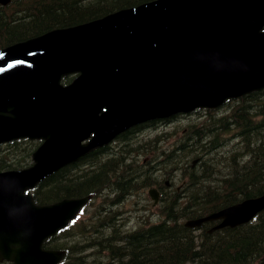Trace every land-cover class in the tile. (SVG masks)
Masks as SVG:
<instances>
[{
    "label": "water",
    "instance_id": "water-1",
    "mask_svg": "<svg viewBox=\"0 0 264 264\" xmlns=\"http://www.w3.org/2000/svg\"><path fill=\"white\" fill-rule=\"evenodd\" d=\"M263 87L264 0H150L0 48V143L42 139L30 166L0 171V260L64 255L42 242L89 196L36 204V183L136 123ZM262 209L264 192L185 225L235 226Z\"/></svg>",
    "mask_w": 264,
    "mask_h": 264
},
{
    "label": "trees",
    "instance_id": "trees-1",
    "mask_svg": "<svg viewBox=\"0 0 264 264\" xmlns=\"http://www.w3.org/2000/svg\"><path fill=\"white\" fill-rule=\"evenodd\" d=\"M144 1L148 0H11L0 4V47ZM201 116L188 124L178 148L168 154L180 152L185 159L174 157L172 166L167 163L163 168L168 176H163L173 184L169 175L177 172L185 182L178 190L170 186L164 191L157 207L159 222L141 224L135 231L118 226L116 216L121 212L116 204L148 185H161L149 162L134 166L125 162L131 130L125 131L119 135L123 140L117 153L101 158L103 149L95 150L36 185L33 200L39 204L103 195L88 216L90 222L75 231L70 223L45 246L64 248L67 264H264V210L250 223L210 233L205 228L195 233L181 223L264 191V88L228 100L219 109H207ZM226 145L229 149L223 151ZM35 146L27 139L5 144L0 169L26 165ZM9 150L19 153L11 156ZM82 162L86 165L80 166ZM76 231L78 241L67 240Z\"/></svg>",
    "mask_w": 264,
    "mask_h": 264
},
{
    "label": "rangeland",
    "instance_id": "rangeland-1",
    "mask_svg": "<svg viewBox=\"0 0 264 264\" xmlns=\"http://www.w3.org/2000/svg\"><path fill=\"white\" fill-rule=\"evenodd\" d=\"M201 114H203V112L192 113L190 115H178L177 117L171 118L172 120L171 119L157 120L151 122L152 124L143 125L141 128L132 131L131 133H129L128 136L129 138L128 140L131 148L128 156L126 157L125 162L126 163L129 162L130 165L132 166H134V164L140 165L149 162V169L150 171H152L151 174L157 177V179L161 180L163 185H165V183H168L167 181L168 178L163 176L164 171H166L165 169H163L164 166L167 163L168 164L170 163V165L172 166L171 160L174 159V157L180 158L182 161L183 158L185 159V156L181 155L180 152L176 154H171V156H168V154H170L171 150H175L176 148H178L181 137L186 131L188 124L199 121L201 119ZM122 140L123 139H119L118 137L115 141L110 143L107 150L99 154L100 157L104 158L113 155L114 153H117L116 151H119L121 149L120 144L122 143ZM138 146H140L141 148H136ZM3 148L4 146L0 148V152L3 150ZM224 149L228 150L229 149L228 145L222 148L223 151H225ZM9 151H7V153H9ZM10 152H11V156H14L19 153L18 151H14V150ZM25 162L26 165L24 166L29 165L31 163V156ZM85 165H86L85 162H82L80 166H85ZM16 167L20 168L23 166L18 165ZM173 177H174V183L172 184L171 189L174 187L175 188L179 187L180 189V186L185 182V180L181 178L183 176L180 175V173L176 172V173H172V176H170L169 178H173ZM147 188H145V191L143 190L142 195H136V193L129 194L126 200L122 201V203L119 204L120 207L118 206L117 209L121 210L123 208L124 209L123 213L125 214L123 215V213H121L120 215L117 216L119 217L126 216L124 222L125 224H123L124 229H131L133 227H137L139 221H142V218H145V220L148 223H152L153 221H157L158 219H160V217L158 216V212L155 211V209H153V211L151 212L147 209L144 210V208L142 209L139 206L140 204H145L146 206L152 207L151 205L152 201L148 197V194H146ZM101 197L103 198V195L99 197L95 196L93 202L90 205L85 206V208L79 213V216H77L74 224L72 225V230L75 231V229H78L79 225H81L82 223L90 222L88 216L92 214L94 210H96V207L101 202ZM146 206L145 208H147ZM125 207H127V209ZM129 213L131 215H129ZM118 224L119 227H122L121 221ZM78 237H80V234L78 231H76V233L75 232L72 233V236H67V240H77ZM56 239L62 240L63 237L62 238L58 237ZM64 264H67V261H65Z\"/></svg>",
    "mask_w": 264,
    "mask_h": 264
},
{
    "label": "bare ground",
    "instance_id": "bare-ground-1",
    "mask_svg": "<svg viewBox=\"0 0 264 264\" xmlns=\"http://www.w3.org/2000/svg\"><path fill=\"white\" fill-rule=\"evenodd\" d=\"M7 46V45H6ZM4 47V46H3ZM3 47H0V48H3ZM227 111V110H226ZM218 114V113H217ZM221 115V114H220ZM178 130V129H177ZM183 133V132H182ZM169 134V133H168ZM167 135V134H166ZM228 137V136H227ZM230 137V136H229ZM163 138V137H162ZM234 138V137H233ZM230 139V138H229ZM235 141H237V140H235ZM230 143V142H229ZM232 144V143H231ZM170 148V147H169ZM162 165V164H161ZM171 166V165H170ZM174 169V168H173ZM166 171H168V170H166ZM164 172L165 173V175H167V172ZM169 172V171H168ZM170 172H171V170H170ZM174 172H175V170H174ZM172 174V173H171ZM168 176V175H167ZM163 177V176H162ZM170 177V176H169ZM45 179V178H44ZM153 183V182H152ZM158 184V183H157ZM144 185V184H143ZM168 192V191H167ZM170 192V191H169ZM146 194H147V192H146ZM122 203V202H121ZM121 203H119V204H121ZM142 203V202H141ZM119 206V205H118ZM133 206H135V205H133ZM132 206V207H133ZM111 207V206H110ZM120 207V206H119ZM123 207V206H122ZM112 208V207H111ZM114 208V207H113ZM118 207H116V209H117ZM126 209H127V207H125ZM130 208V207H129ZM123 209V208H122ZM121 209V210H122ZM135 209V208H134ZM113 210V209H112ZM114 210H115V208H114ZM113 210V211H114ZM130 210V209H129ZM136 210V209H135ZM145 210V209H144ZM123 211H124V209H123ZM138 211V210H137ZM129 212V211H128ZM152 212V211H151ZM123 213V212H122ZM141 213V212H140ZM156 213V212H155ZM158 213H159V211H158ZM125 213H123V215H124ZM131 214H132V212H131ZM130 213H129V215H131ZM139 214V213H138ZM150 215V214H149ZM154 215V214H153ZM116 217H119V216H116ZM126 219V218H125ZM129 219V218H128ZM127 219V220H128ZM143 219V218H142ZM122 220H123V218H122ZM127 220H126V222H127ZM130 220V219H129ZM128 220V221H129ZM157 220V219H156ZM150 221V220H149ZM117 222V221H116ZM151 222V221H150ZM159 222V221H158ZM125 224V223H124ZM144 225V224H143ZM147 226V225H146ZM121 228V227H120ZM192 231V230H191ZM78 241V240H77Z\"/></svg>",
    "mask_w": 264,
    "mask_h": 264
},
{
    "label": "flooded vegetation",
    "instance_id": "flooded-vegetation-1",
    "mask_svg": "<svg viewBox=\"0 0 264 264\" xmlns=\"http://www.w3.org/2000/svg\"><path fill=\"white\" fill-rule=\"evenodd\" d=\"M170 188V187H169ZM160 190V193L161 192H163V189H159ZM150 209H152V207H150ZM126 217V216H125ZM125 217H119V218H117V220L118 221H122V218H123V220L125 219ZM1 264H3V263H1Z\"/></svg>",
    "mask_w": 264,
    "mask_h": 264
}]
</instances>
